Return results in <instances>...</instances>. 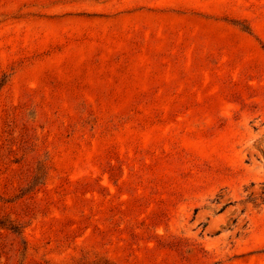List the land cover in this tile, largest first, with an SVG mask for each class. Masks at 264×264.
<instances>
[{"label":"rangeland","instance_id":"374dc122","mask_svg":"<svg viewBox=\"0 0 264 264\" xmlns=\"http://www.w3.org/2000/svg\"><path fill=\"white\" fill-rule=\"evenodd\" d=\"M0 264H264V0H0Z\"/></svg>","mask_w":264,"mask_h":264}]
</instances>
